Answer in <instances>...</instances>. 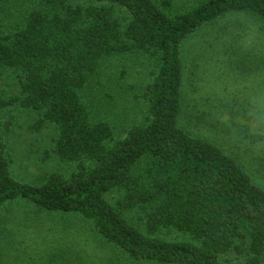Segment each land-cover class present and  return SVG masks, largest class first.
Segmentation results:
<instances>
[{
    "label": "trees",
    "instance_id": "1",
    "mask_svg": "<svg viewBox=\"0 0 264 264\" xmlns=\"http://www.w3.org/2000/svg\"><path fill=\"white\" fill-rule=\"evenodd\" d=\"M229 14L264 26V0H0V264L9 212L81 226L93 248L34 264H264L262 135L181 122L183 50ZM226 50L260 63L234 38ZM18 111L52 132L43 159L64 169L14 175Z\"/></svg>",
    "mask_w": 264,
    "mask_h": 264
},
{
    "label": "rangeland",
    "instance_id": "2",
    "mask_svg": "<svg viewBox=\"0 0 264 264\" xmlns=\"http://www.w3.org/2000/svg\"><path fill=\"white\" fill-rule=\"evenodd\" d=\"M232 38L238 48L249 50L255 56L252 60H260V63L254 61L259 65L252 70L239 68L238 62H245L246 58L233 59L234 56L227 55L230 50H226V46ZM183 51V125L216 140H229L230 135L241 134L243 127H247V133L254 135L255 139L262 135L264 146V26L249 16L229 14L189 41ZM2 79L0 87L7 90ZM12 118L10 142L13 173L17 178L33 181L44 172L64 169L55 158L43 159L44 151L51 146L52 132L49 129L30 130L34 116L29 112H15ZM237 139L238 136L232 140ZM6 220V230L10 231L8 236L13 237V243L8 247L3 245L7 248L6 264H34L38 254L46 256L68 243L74 248L93 252L88 239L77 231L81 226L69 233H61L60 224L48 217L42 219L9 212ZM165 239L173 242L185 237L170 232ZM95 264L103 263L95 259Z\"/></svg>",
    "mask_w": 264,
    "mask_h": 264
}]
</instances>
